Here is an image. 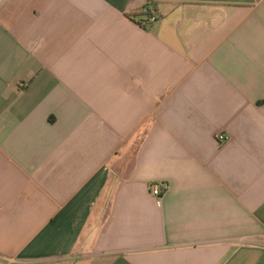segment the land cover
Here are the masks:
<instances>
[{
  "label": "crops",
  "instance_id": "obj_1",
  "mask_svg": "<svg viewBox=\"0 0 264 264\" xmlns=\"http://www.w3.org/2000/svg\"><path fill=\"white\" fill-rule=\"evenodd\" d=\"M0 264H264V0H0Z\"/></svg>",
  "mask_w": 264,
  "mask_h": 264
},
{
  "label": "built area",
  "instance_id": "obj_2",
  "mask_svg": "<svg viewBox=\"0 0 264 264\" xmlns=\"http://www.w3.org/2000/svg\"><path fill=\"white\" fill-rule=\"evenodd\" d=\"M143 14L144 22L143 24L149 26L159 21L160 17L157 13L150 11L149 6L144 7ZM220 140L226 141L227 137L224 135L220 136ZM170 190V184L167 181H157L150 185V193L156 199V202L159 206L162 205L164 195Z\"/></svg>",
  "mask_w": 264,
  "mask_h": 264
},
{
  "label": "trees",
  "instance_id": "obj_3",
  "mask_svg": "<svg viewBox=\"0 0 264 264\" xmlns=\"http://www.w3.org/2000/svg\"><path fill=\"white\" fill-rule=\"evenodd\" d=\"M145 15H146V14L141 13V14H140V17H144ZM143 22H144V20H141V21H140V23H142V24H143ZM143 25H144V24H143ZM144 26H146V25H144Z\"/></svg>",
  "mask_w": 264,
  "mask_h": 264
}]
</instances>
